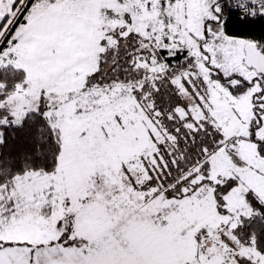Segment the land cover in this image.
<instances>
[{
	"label": "snow or ice",
	"instance_id": "1",
	"mask_svg": "<svg viewBox=\"0 0 264 264\" xmlns=\"http://www.w3.org/2000/svg\"><path fill=\"white\" fill-rule=\"evenodd\" d=\"M264 0H0V264H264Z\"/></svg>",
	"mask_w": 264,
	"mask_h": 264
},
{
	"label": "trees",
	"instance_id": "2",
	"mask_svg": "<svg viewBox=\"0 0 264 264\" xmlns=\"http://www.w3.org/2000/svg\"><path fill=\"white\" fill-rule=\"evenodd\" d=\"M228 30L233 34H255L260 35L264 32V22H257L255 24L242 22L237 16L232 15L228 22ZM6 144L0 146V152L5 154H23L30 146L29 132L27 129H8L5 133Z\"/></svg>",
	"mask_w": 264,
	"mask_h": 264
}]
</instances>
